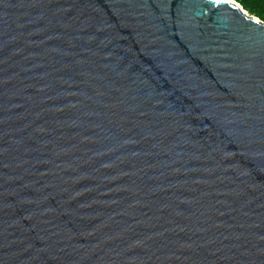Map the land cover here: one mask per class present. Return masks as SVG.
I'll return each mask as SVG.
<instances>
[{
    "label": "water",
    "instance_id": "obj_1",
    "mask_svg": "<svg viewBox=\"0 0 264 264\" xmlns=\"http://www.w3.org/2000/svg\"><path fill=\"white\" fill-rule=\"evenodd\" d=\"M247 21L204 0H0V264H264Z\"/></svg>",
    "mask_w": 264,
    "mask_h": 264
},
{
    "label": "snow or ice",
    "instance_id": "obj_2",
    "mask_svg": "<svg viewBox=\"0 0 264 264\" xmlns=\"http://www.w3.org/2000/svg\"><path fill=\"white\" fill-rule=\"evenodd\" d=\"M204 2L211 9H219L228 12L239 19H243L247 16V22L250 26H264V0H261V11L257 16L249 15L248 10L252 0H204Z\"/></svg>",
    "mask_w": 264,
    "mask_h": 264
},
{
    "label": "trees",
    "instance_id": "obj_3",
    "mask_svg": "<svg viewBox=\"0 0 264 264\" xmlns=\"http://www.w3.org/2000/svg\"><path fill=\"white\" fill-rule=\"evenodd\" d=\"M249 14L257 16L261 11V0H252L249 8Z\"/></svg>",
    "mask_w": 264,
    "mask_h": 264
}]
</instances>
